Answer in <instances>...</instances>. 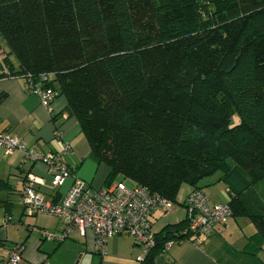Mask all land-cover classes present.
I'll return each mask as SVG.
<instances>
[{
  "label": "trees",
  "instance_id": "obj_1",
  "mask_svg": "<svg viewBox=\"0 0 264 264\" xmlns=\"http://www.w3.org/2000/svg\"><path fill=\"white\" fill-rule=\"evenodd\" d=\"M5 77L66 98L108 185L122 176L185 211L182 186L205 194L219 173L229 218L255 228L241 253L264 246V0H0ZM0 192L14 191L0 178ZM184 215L138 264L211 236Z\"/></svg>",
  "mask_w": 264,
  "mask_h": 264
},
{
  "label": "crops",
  "instance_id": "obj_2",
  "mask_svg": "<svg viewBox=\"0 0 264 264\" xmlns=\"http://www.w3.org/2000/svg\"><path fill=\"white\" fill-rule=\"evenodd\" d=\"M0 94H5L4 99L0 101V134H12L18 140L22 141L27 149H31L39 154L62 153L64 149L68 147L70 149L69 152L63 155L64 162L71 170L75 179L84 182L93 191L108 186V184H106V179L109 174V169L103 164L98 165L94 163L89 158V148L76 118L68 116L64 111L67 105L65 97L57 96L50 104L49 110H47L40 104L36 96L28 93V83L25 79L20 77L0 78ZM0 178L7 181L12 187L14 192L10 194H16L17 197H19L21 186L24 183L31 182L39 191L42 198L50 202L58 201L67 192L72 183V180L69 179L61 188H52L51 177L47 168L44 165L32 163L29 160L23 161L22 153L17 150L11 154H5L3 151H0ZM210 190L211 191L204 190V192L208 196L211 204L227 201V197H225L227 191ZM189 192L190 189L182 196L180 203H182L184 197ZM3 194L10 195L4 192ZM6 200L11 202L8 196L0 197V201ZM0 207H2L4 211V220L6 215H9L11 218L10 213L13 205H11L8 210H5L2 204ZM177 207H180L182 212L179 211ZM177 207L173 208L168 215L166 214L167 216L165 215L162 217L160 212H155L152 215L151 229L153 233H157L164 227L177 224L183 220L185 211L179 204ZM24 214L22 209V215ZM156 223H160V227L154 230V224ZM161 223L164 224L161 225ZM7 225L4 226V229L7 228ZM0 228H3V226H0ZM222 228H227V222L226 225H217L211 236L200 246L192 244L190 241L173 243L162 257L159 256L155 259L154 263L245 264L243 260L245 257L241 255L240 250H232L230 246L221 241ZM59 229L62 230V225L60 226L59 223H56L54 230L47 231L58 233L60 232ZM3 230H0V248L5 250V253H0V261L7 257L11 249V247L5 245L6 237L4 234L5 231ZM71 236L77 240L76 242L80 245L81 249H83V240L85 241L84 252L79 249L78 253L83 255L89 253L97 256L99 260L98 264H107V259L104 257L108 255V250L111 254L112 251L117 249L116 245L118 242H116L115 239L120 237L117 236L108 239L106 243V254L100 255L96 248L94 249L92 247L93 239L91 237H93V233L91 231H87L84 237H81L77 232L72 233L65 240L58 241V243H65ZM44 240L45 239H43V241ZM86 243H88L89 246H87ZM26 258L33 260V258L27 256ZM22 264H26L25 261Z\"/></svg>",
  "mask_w": 264,
  "mask_h": 264
},
{
  "label": "built area",
  "instance_id": "obj_3",
  "mask_svg": "<svg viewBox=\"0 0 264 264\" xmlns=\"http://www.w3.org/2000/svg\"><path fill=\"white\" fill-rule=\"evenodd\" d=\"M42 80H46L42 78ZM28 93L36 96L40 104L49 110L57 93L39 82H29ZM20 151L23 161H31L44 165L51 177V186L59 189L71 179L67 192L56 202L45 201L33 183H24L20 188V203L28 215L45 214L57 218L62 230L56 234L41 232V237L49 241H63L72 233L81 237L91 231L94 236L96 250L100 255L106 254L108 239L127 235L142 255L138 262L148 255L154 246V233L151 229V217L155 212L170 213L174 203L158 194H151L144 187L128 188L123 182H112L99 190H91L87 184L75 179L64 162L63 155L69 152L66 147L62 153L39 154L27 149L22 141L10 133L0 134V151L11 154ZM185 211L190 219L189 231L202 235L209 234L217 224L230 217V209L226 203L211 204L201 191H192L183 201ZM11 218L5 216V225ZM173 243L166 244L167 250ZM21 246L13 248L0 264H22Z\"/></svg>",
  "mask_w": 264,
  "mask_h": 264
},
{
  "label": "rangeland",
  "instance_id": "obj_4",
  "mask_svg": "<svg viewBox=\"0 0 264 264\" xmlns=\"http://www.w3.org/2000/svg\"><path fill=\"white\" fill-rule=\"evenodd\" d=\"M234 123L237 122V118L234 119ZM89 163V162H87ZM220 177L219 173H216L212 177L205 179L202 183L205 186V191H227V186L223 182H218ZM115 181L123 182L126 187L131 188L134 186V183L122 176H118ZM189 186L183 185L177 196V200L180 202L182 196L188 191ZM227 197V194H225ZM8 196L13 207L10 213L12 221L7 225V228L4 229L5 220H4V211L0 207V230L5 231V245L7 247L22 246L21 258L22 261L26 264H98V257L92 254H81L78 253L81 249L80 245L76 242L77 240L74 237L66 240L65 243L60 244L58 241L53 240H44L41 239V232L46 231L49 234H56L57 232H48L47 230H54L56 223H61L57 218L45 214L37 215H28L25 213L22 215V205L20 204L19 197L16 194L6 195L0 192V197ZM177 205L174 204V208ZM179 211L182 212L180 207ZM161 216H165V213L160 212ZM168 215V214H167ZM166 215V216H167ZM163 220V218H162ZM21 222V223H20ZM164 222V220H163ZM164 223H161L163 225ZM160 227V223L154 224V230ZM59 231H61L59 229ZM255 233V228L249 219L243 217L229 218L227 220V228H222V235L220 237L226 245L230 246L232 250L243 251L247 238ZM91 237V236H90ZM92 247L95 249L94 236L91 237ZM116 250H108V255L104 258L107 259V264H138V259L142 255L141 249L135 245L133 239L129 236H120L117 237ZM84 244L81 250L84 252ZM87 246L88 243H86ZM46 245V246H45ZM0 253L4 254L5 250L0 248ZM111 255V258H110ZM241 255L245 258V264H264V246L261 250H257L255 254L250 255L248 253L242 252ZM33 258L29 260L26 258ZM247 256V257H246Z\"/></svg>",
  "mask_w": 264,
  "mask_h": 264
}]
</instances>
